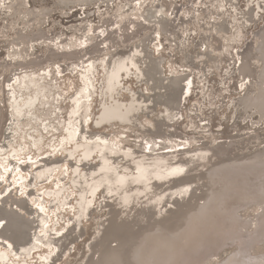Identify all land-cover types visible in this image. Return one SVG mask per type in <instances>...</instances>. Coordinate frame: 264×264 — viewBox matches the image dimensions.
I'll return each mask as SVG.
<instances>
[{"label":"bare ground","instance_id":"obj_1","mask_svg":"<svg viewBox=\"0 0 264 264\" xmlns=\"http://www.w3.org/2000/svg\"><path fill=\"white\" fill-rule=\"evenodd\" d=\"M90 1L79 0L81 5ZM102 1L110 4V0ZM69 2L60 0L61 4ZM258 6L263 9L264 0H259ZM254 8L249 1L246 11H241L246 27L257 25L261 19V13L257 14ZM49 12L48 7L30 8L26 21L33 27L35 16L44 22ZM178 15L167 18L155 1L141 13L138 23L131 22L130 17L120 22L116 15H111L99 24H92L95 37L90 50L97 53L109 48L110 43V47H115L103 59L101 110L94 118L97 129L91 128L89 121L99 58L89 63L73 60L86 44L83 41L69 50H59L61 53L50 48L49 54L42 56L41 59H51L65 55L60 72L74 73L81 67V86L69 98L68 118L62 129L56 122L49 124L45 120L36 128L32 125L34 121L27 120L21 133L20 127L11 124L0 139V264H59L83 238L85 221H90L94 214L99 219L94 234L86 241V254L80 264H205L213 261L220 251L229 249L232 251L217 264H264V251H255L256 246H264V141L258 143L252 138L250 144L256 147H248L247 139L220 138L210 131L202 117L199 130L212 134V140L202 142L206 139L202 133L194 136L198 143L192 145L189 135L171 126L179 120L180 106L191 85L190 74L175 69L165 73L164 57L156 56L152 49L157 35L155 32L142 35L140 31L158 21L183 32L184 19ZM259 29L258 41H247L243 50L237 52V68L241 73L238 87L248 92L234 98L233 103L236 108L242 106V111L255 106L263 119L264 23ZM28 38L18 33L15 41H29ZM121 39L126 42L122 47ZM133 39L136 40L130 42ZM204 42L203 34L195 45ZM84 54L83 51L82 57ZM254 56L258 57L260 68L254 67ZM123 75H134L136 84H124ZM15 80H20L22 88L32 84L36 89L19 98L13 88ZM252 84L257 85L258 95L250 97ZM5 86L9 109L18 117L32 113L38 95L44 90L28 74L22 79L10 76ZM123 90L128 92L127 101L120 96ZM159 105L164 108L155 115ZM141 115H153L155 120L142 124ZM115 119L122 124L140 125L145 131L166 132L174 141L163 149L153 148L150 141L144 146L124 145L121 134L101 128L107 123L113 126ZM26 127L42 133L33 138ZM60 129L57 141L49 144V149L38 148L35 155H28L44 137L43 132ZM14 132L20 133L22 139L18 144H14ZM59 152L63 153L58 155ZM67 177L79 190V209L73 201L75 190L65 181ZM52 179L54 185L43 184ZM39 184L42 186L35 189ZM99 189L101 199L94 204ZM46 196L52 199L49 204ZM252 208L254 212L249 211ZM64 212H68V217Z\"/></svg>","mask_w":264,"mask_h":264},{"label":"rangeland","instance_id":"obj_2","mask_svg":"<svg viewBox=\"0 0 264 264\" xmlns=\"http://www.w3.org/2000/svg\"><path fill=\"white\" fill-rule=\"evenodd\" d=\"M155 1L161 6V10L167 18L178 15L180 12L178 16L184 19L182 23L183 26H185L184 31L180 32L163 26L160 22L156 21L154 23L156 25L151 24L145 27L146 30L143 28L144 30L142 29L140 31L142 35L144 33L148 35L152 32H155L157 35V41L153 44L152 49L156 56L164 57L163 67L165 73L168 74L171 72V69H175L177 72L190 74L191 90L189 89V92L184 97L180 106L179 120L172 122L171 126L177 131L189 135L192 145L198 143L194 136L203 133L199 130L202 117L207 120L210 131L220 138L247 139L249 142L248 147L253 146L250 144V141H253V139L258 143L263 142L264 118L261 119L258 116L259 112L255 106H251L247 111H242V106L236 108L233 103L234 98L245 95L248 92L238 87L241 73L237 68V52L243 50L247 41L254 43L258 41L257 32L264 23V8H259V0H236L234 4L222 0H110V4H105V2H101V0H91L90 3L86 5H81L79 0H70L69 4H61L60 0H0V139L5 129L11 124L12 127H20L19 132H22L21 127L25 122L27 123V120L29 122L34 121L32 125H35L36 128H39L40 123L45 120V122L49 124H55L56 122L62 129V123L68 118V108L70 106L69 98L73 92L81 86L79 77L81 67H78L74 73L60 72L59 67L65 63V55L51 57V59H48L49 57L45 59L41 58H43L42 56L45 57L48 55V52H50L52 48L58 51H66L82 41L84 44L86 43L88 45L85 44V47L83 46L84 49L82 48L83 50L81 49L79 53H77L78 56L73 57V60L75 59V62L85 60L89 63L90 60L99 58L96 63L94 79L96 91L92 99V115L89 121V126L93 129H97V126L94 124V118L99 115L101 110L102 80L105 74L103 59L106 60L108 54L112 52L115 47H110V42H112V40H108L110 44H107V46H109V48H106L107 50L104 49L99 52L96 50L97 53L91 51L89 46L92 43L90 42L94 41L95 37V33L94 31L92 32L91 26L92 24H99L102 20L111 15H116L117 20L120 22L126 17H130L131 22L133 21L134 24L138 23L141 13L152 6ZM249 1H251L253 8L255 7L254 11H256L257 14L261 13L260 21L253 27L252 25L249 27L243 25L241 17V11H246ZM43 7H48L50 9V12L46 15V19L44 22H40L39 16H35L36 22L34 26L31 27L26 21L28 9H41ZM174 7L177 9V13ZM171 11L175 12V14ZM224 25L226 28L222 27ZM18 33L27 35L29 41H15ZM37 33H43L45 35L54 34L51 38H46L45 36L37 38V36H35ZM203 34L206 43L204 42L203 45L200 43L196 46L195 41L199 40ZM138 38L139 36H137L136 39ZM122 40L123 39L119 42L120 46L126 43ZM83 51L85 54L82 57L81 53ZM91 52L94 53L92 54ZM198 53L199 56L197 55ZM79 54L82 58L79 57ZM185 57L187 62L185 61L186 59L184 60ZM37 59L39 60L37 61ZM35 60L36 62H34ZM253 61L254 67L260 68L258 57L254 56ZM203 69L205 70L203 71ZM26 74L36 79L39 86H44V90L38 95V99L32 107V113L26 115V117L28 116L29 118L12 115L11 109H9V98L5 91V82L10 76L16 75L17 79H22ZM123 76L124 79L122 80L124 84H130L132 86H134L133 83L136 84L133 79L134 75L130 77H126V75ZM18 81H14L13 88L16 89V95L19 96V98H21L20 95L22 94L24 97L28 96L31 90L36 89L32 84L28 88H22ZM250 86L253 88V93H250L249 96L258 95V93H256L257 85L252 84ZM120 96L123 100L127 101L129 95L126 90H123ZM158 107L159 108L154 113L155 115L164 108L161 105ZM195 108L196 110H201L200 113H197ZM33 116L34 118H32ZM35 116L37 117L35 118ZM140 119L142 124H152L155 117H153V115L149 117L141 115ZM12 120L15 122H12ZM114 122L115 124L111 127L110 123H107L101 126V128H110V130H115L114 132L117 135L121 134L120 138L124 145L138 144L139 146H144L150 141V145L153 148L161 147V149H163L171 145L174 141L170 140L172 137L168 136L169 134L166 132L162 134L157 132L154 133L149 130H146L149 131L146 132L140 125L131 126L129 124H122L117 119H115ZM26 129H28V133L32 135L33 138L38 137L42 133L41 131H34L29 127H26ZM61 129L59 131L53 130L52 133L43 132L44 137L37 142L36 146H33L32 150L28 152V155H35L39 150L38 148L44 151L49 149V144H54L55 141H57L58 138L56 136L59 135ZM55 132L57 134H55ZM20 133H12L13 135L16 134L14 144H18L17 142L22 140L19 136ZM203 134L206 139L202 142H209L212 140L210 139L212 134L207 132ZM30 139L32 138L29 136L28 141H30ZM27 144L30 145L29 142H27ZM236 147L239 149L241 148L237 145ZM249 150H251V148H249ZM62 153L63 152H59L58 155ZM69 174L71 178L74 176L72 175L73 167L70 168ZM65 181L68 182L69 187L75 190L73 201L74 203L76 202L75 204L79 209V203L77 202V200L80 199L78 195L79 190H77L74 183H72L70 177H67ZM53 182L54 180L52 179L43 184L50 186L51 184L54 185ZM40 186L42 185L39 184L34 188L38 189ZM46 198L49 204L52 199H50L49 196H46ZM100 199L101 190L99 189L95 195L94 204L98 203ZM249 211L254 212L255 209L252 208ZM64 214L68 217V212H64ZM97 219H99L98 214H94V217L90 221H85L86 232L83 238L75 243L70 253L64 257L59 264H80L86 254V241L94 234ZM54 222L55 217L53 223ZM63 222L64 219L61 218V223ZM231 251L232 249L222 250L213 261L205 264H217L220 258L224 259ZM255 251L258 253L264 251V246H256ZM34 255H37V252H35Z\"/></svg>","mask_w":264,"mask_h":264}]
</instances>
